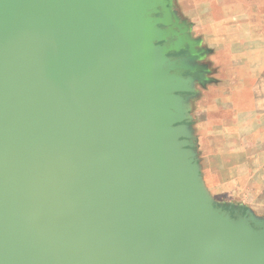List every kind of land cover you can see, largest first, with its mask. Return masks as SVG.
<instances>
[{
	"label": "water",
	"instance_id": "95a60500",
	"mask_svg": "<svg viewBox=\"0 0 264 264\" xmlns=\"http://www.w3.org/2000/svg\"><path fill=\"white\" fill-rule=\"evenodd\" d=\"M163 5L0 0V264H264L201 184Z\"/></svg>",
	"mask_w": 264,
	"mask_h": 264
},
{
	"label": "crops",
	"instance_id": "0c3cea01",
	"mask_svg": "<svg viewBox=\"0 0 264 264\" xmlns=\"http://www.w3.org/2000/svg\"><path fill=\"white\" fill-rule=\"evenodd\" d=\"M162 1L157 27L170 30L166 45L179 47L172 56L193 71L183 74L181 125L203 189L264 222V0Z\"/></svg>",
	"mask_w": 264,
	"mask_h": 264
},
{
	"label": "rangeland",
	"instance_id": "374dc122",
	"mask_svg": "<svg viewBox=\"0 0 264 264\" xmlns=\"http://www.w3.org/2000/svg\"><path fill=\"white\" fill-rule=\"evenodd\" d=\"M242 25H240V27H241ZM242 30V29H241ZM244 31H247L248 30V25H244V29H243ZM262 30H264V28H263V25H262ZM262 45H263V43H262ZM262 80H264V75L262 74ZM188 121H190L191 122V120H188ZM214 203L215 204H219V206H223V204H221V203H219V202H215L214 201Z\"/></svg>",
	"mask_w": 264,
	"mask_h": 264
}]
</instances>
